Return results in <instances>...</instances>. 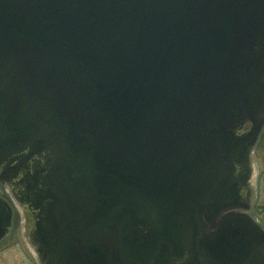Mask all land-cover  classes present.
<instances>
[{
	"label": "water",
	"instance_id": "95a60500",
	"mask_svg": "<svg viewBox=\"0 0 264 264\" xmlns=\"http://www.w3.org/2000/svg\"><path fill=\"white\" fill-rule=\"evenodd\" d=\"M263 129L264 0H0V184L39 264H264Z\"/></svg>",
	"mask_w": 264,
	"mask_h": 264
},
{
	"label": "rangeland",
	"instance_id": "374dc122",
	"mask_svg": "<svg viewBox=\"0 0 264 264\" xmlns=\"http://www.w3.org/2000/svg\"><path fill=\"white\" fill-rule=\"evenodd\" d=\"M251 170L254 217L261 222L264 212V129L251 154ZM8 191V188L0 185V196L11 202ZM15 205L11 233L0 244V264H39L34 247L27 236L29 221L18 203L15 202Z\"/></svg>",
	"mask_w": 264,
	"mask_h": 264
},
{
	"label": "flooded vegetation",
	"instance_id": "af4514ba",
	"mask_svg": "<svg viewBox=\"0 0 264 264\" xmlns=\"http://www.w3.org/2000/svg\"><path fill=\"white\" fill-rule=\"evenodd\" d=\"M248 185H249V182H248ZM250 188H251V186H250ZM251 190H252V188H251ZM254 206V205H253Z\"/></svg>",
	"mask_w": 264,
	"mask_h": 264
}]
</instances>
